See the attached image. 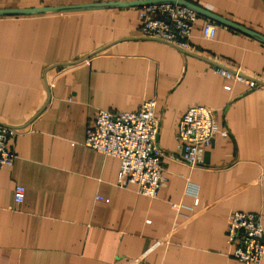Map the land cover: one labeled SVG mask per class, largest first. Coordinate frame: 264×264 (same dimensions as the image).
<instances>
[{
  "label": "crops",
  "instance_id": "crops-1",
  "mask_svg": "<svg viewBox=\"0 0 264 264\" xmlns=\"http://www.w3.org/2000/svg\"><path fill=\"white\" fill-rule=\"evenodd\" d=\"M190 1L203 14L182 51L139 37L140 0H0V121L19 131L16 160L0 167V264H244L228 224L242 211L264 225V0ZM149 99L168 154L155 198L122 186L120 160L84 144L99 110ZM192 105L212 108L215 126L193 169L178 139Z\"/></svg>",
  "mask_w": 264,
  "mask_h": 264
},
{
  "label": "built area",
  "instance_id": "built-area-1",
  "mask_svg": "<svg viewBox=\"0 0 264 264\" xmlns=\"http://www.w3.org/2000/svg\"><path fill=\"white\" fill-rule=\"evenodd\" d=\"M139 37L168 43L182 51H192L191 39L202 10L190 0H140ZM217 27L207 21L203 38L213 39ZM212 67L223 77L242 82L251 88L259 80L246 75L239 68L214 62ZM157 102L145 100L137 111L101 109L86 132L84 144L106 156L120 160L122 186L135 184L137 192L155 198L165 184L163 159L168 156L158 143L160 119L156 114ZM215 133L213 109L192 105L178 122V139L182 144L181 160L191 169L198 165L200 149L208 144ZM19 135L15 126L0 121V167L10 166L17 158L10 147V139ZM190 184V183H189ZM194 189L193 186H190ZM193 192V190H192ZM26 189L16 185L14 198L21 204ZM228 243L231 256L244 264H261L264 258V225L260 213L235 211L228 224Z\"/></svg>",
  "mask_w": 264,
  "mask_h": 264
},
{
  "label": "water",
  "instance_id": "water-1",
  "mask_svg": "<svg viewBox=\"0 0 264 264\" xmlns=\"http://www.w3.org/2000/svg\"><path fill=\"white\" fill-rule=\"evenodd\" d=\"M137 3H138V2H137ZM137 3H136V4H137ZM138 4H140V2H139Z\"/></svg>",
  "mask_w": 264,
  "mask_h": 264
}]
</instances>
